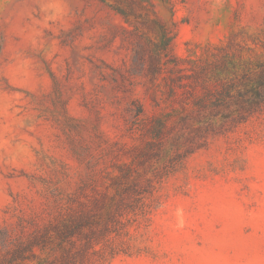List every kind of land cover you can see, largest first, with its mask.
I'll use <instances>...</instances> for the list:
<instances>
[{"label":"rangeland","instance_id":"obj_1","mask_svg":"<svg viewBox=\"0 0 264 264\" xmlns=\"http://www.w3.org/2000/svg\"><path fill=\"white\" fill-rule=\"evenodd\" d=\"M0 264H264V0H0Z\"/></svg>","mask_w":264,"mask_h":264}]
</instances>
